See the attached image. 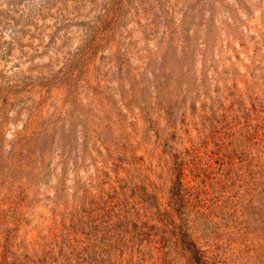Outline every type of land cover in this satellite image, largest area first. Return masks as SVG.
Here are the masks:
<instances>
[{
	"label": "rangeland",
	"instance_id": "374dc122",
	"mask_svg": "<svg viewBox=\"0 0 264 264\" xmlns=\"http://www.w3.org/2000/svg\"><path fill=\"white\" fill-rule=\"evenodd\" d=\"M0 264H264V0H0Z\"/></svg>",
	"mask_w": 264,
	"mask_h": 264
},
{
	"label": "trees",
	"instance_id": "16d2710c",
	"mask_svg": "<svg viewBox=\"0 0 264 264\" xmlns=\"http://www.w3.org/2000/svg\"><path fill=\"white\" fill-rule=\"evenodd\" d=\"M194 257H195V256H194ZM195 259H197L198 261H200L199 257H198V258H195Z\"/></svg>",
	"mask_w": 264,
	"mask_h": 264
}]
</instances>
